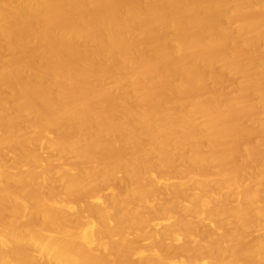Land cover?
<instances>
[{
    "label": "bare ground",
    "instance_id": "bare-ground-1",
    "mask_svg": "<svg viewBox=\"0 0 264 264\" xmlns=\"http://www.w3.org/2000/svg\"><path fill=\"white\" fill-rule=\"evenodd\" d=\"M0 264H264V0H0Z\"/></svg>",
    "mask_w": 264,
    "mask_h": 264
},
{
    "label": "rangeland",
    "instance_id": "rangeland-1",
    "mask_svg": "<svg viewBox=\"0 0 264 264\" xmlns=\"http://www.w3.org/2000/svg\"><path fill=\"white\" fill-rule=\"evenodd\" d=\"M252 237H249L248 240H250Z\"/></svg>",
    "mask_w": 264,
    "mask_h": 264
}]
</instances>
